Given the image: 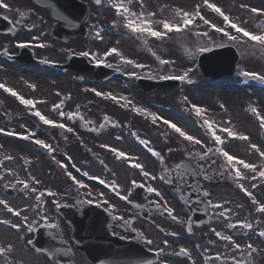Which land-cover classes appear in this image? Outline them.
<instances>
[{
	"label": "bare ground",
	"instance_id": "bare-ground-1",
	"mask_svg": "<svg viewBox=\"0 0 264 264\" xmlns=\"http://www.w3.org/2000/svg\"><path fill=\"white\" fill-rule=\"evenodd\" d=\"M152 0H142L143 7L147 6ZM154 1V0H153ZM254 0H232L230 4L232 6H242L244 3L253 2ZM210 3V2H209ZM8 9H4L0 7V14H6L11 16L12 13H15L18 10V6L15 4H9ZM138 6L141 7V0L137 3ZM199 5V12H204V10L209 9L204 1H200L194 5L197 8ZM160 16L164 17L160 20H168L172 23H182V18L179 16V19L175 17L177 15V11H175L172 7L166 6V8L160 7ZM152 13V12H151ZM174 18V21H170ZM152 27L155 30H162V25H157L154 23ZM30 23L26 22L24 25H19L15 28V31L11 34L0 33V83L5 84L8 87L14 88L16 92L20 95H23L25 98L28 96V93H34L35 97H29L28 99H33L37 101L35 109L39 110L42 115L47 117L48 119L54 120L57 123H64L74 129L73 132H67L61 134L63 135V139L60 138L63 145H59V138L53 133V126L45 125L42 121L39 120L32 112L29 111L27 106L22 105L19 100L15 103L18 108V117H21L24 114L28 119H31L35 125L33 126L31 123L16 121L15 124L9 122L6 118L1 116L3 112L8 115L15 114L12 111V106H10L6 100L9 98L7 92L3 89H0V108L3 106L6 107V112L0 111V128L5 129V131L14 130L17 133H27V131H31L35 133V136L32 139L25 140L21 139L17 136H8L3 133H0V161H3L0 164V172H3L4 175L0 178V200L7 201L9 207L16 209L20 212L19 216L13 215V213L9 212L5 205L0 204V221H8L9 223H0V247L8 249V246L11 245L10 251H5L4 253H0V264H61V261L52 262L47 258L43 253L38 252L31 249L30 246L25 243L26 239H28L32 235V231H28L29 225L34 229V227L39 223H44L47 225V233L49 235L52 234V227L49 225H57L55 228V233L60 236L63 240L70 241L69 234L73 232V227L66 226L65 223L58 217L55 208L57 205L66 203V198H63L57 195V189L52 185L51 181L43 175L42 171L47 167L45 158L47 160L51 159L54 152H61L62 149H58L57 147H62L73 144L86 145L88 146V151L92 155V159L96 161H100L103 167H107L108 173L103 172L99 174L97 172V168L95 167L93 160H90L91 166L85 167L82 166L80 169V176L76 177L78 180H82L86 185L85 188H81L83 191V197L86 200H91L92 203L95 204H103L109 208H112V212L115 214L117 220H129L133 218L132 216H128L125 213L126 203L128 202L122 200L119 196H117L108 185L115 183L118 186L121 195H124V184L126 183L124 172L126 171L129 175L130 181L142 179L147 186H152L158 189L160 196H157L155 193H151V196L157 200L161 205L167 201V206L174 209L173 215L176 217L179 215V212L182 210V205L179 204L177 193L173 192V188L169 185H164L162 180L160 179V172L157 175L155 170L157 169L156 164L149 158L145 157L144 154L137 151L135 148L130 149L129 147H120L114 144L112 141L102 139V137L94 138L87 134H85L78 126V119L76 118V122L74 124L70 123V119L65 116L61 118L59 116V110H53V105L60 103L63 101L62 109L65 113L79 112L83 118L88 120H95V115L97 113H108L109 109L102 108L101 103L111 100L113 103L117 104L119 107L127 110L130 114L134 115L137 119L138 123H144L146 120L151 119L150 117H146L145 115H141L140 113L133 110V107L146 108L143 103L134 96L128 95L126 89L121 88L122 85L116 86L117 83L115 81H108L109 86H103V89L99 92L102 93H112L116 97H127L128 101H131V105L125 106L126 101L121 100L119 103L116 101L105 98L103 96H98L100 99L99 104L95 105L93 103V94L95 92L87 84V78L84 79L83 83L78 84L77 86L69 87L65 91L62 89V85H64L65 77L60 74L56 76H52L50 71L45 68L38 67H22L16 73V78L18 83L24 88L21 91L18 84L12 83L6 76L7 71L12 68L8 65L5 60V55L3 54L2 49H7L10 52L16 51L19 47L17 44L20 42H26L28 40H24L26 37L25 29H30ZM100 31V36L102 39L98 38L103 45L104 49L117 48L119 54H130L129 50L126 48V45L122 44V47H116L115 40L112 42L113 38L111 37V33L108 29ZM143 37L146 39L157 43L158 38L152 37L146 33H141ZM164 40H168L164 39ZM155 60L160 63L164 61L158 55H154ZM132 61L135 62L134 59ZM129 64V63H128ZM146 64V63H144ZM130 66L132 64H129ZM21 67V66H20ZM146 67V66H145ZM25 73H28L25 75ZM32 76H31V75ZM9 80V82H8ZM55 81V82H54ZM190 85H198L197 89H210L212 87L209 82H205L204 79L201 81L199 78H191ZM255 84H258L260 88L253 89L252 92L256 95H260L261 98L259 103L254 106L251 101L247 104V107L251 110L255 108L258 110L261 116H264V82L257 80ZM60 83V84H59ZM59 84V85H58ZM116 84V85H114ZM31 85H35V89L31 87ZM246 89L245 87H243ZM204 97V96H203ZM10 98H14L12 95ZM191 98L198 104L199 107L206 108L201 98L195 96L194 94ZM196 98V99H195ZM198 99V102H197ZM79 106V108H77ZM183 107V106H182ZM101 108V109H100ZM183 111L173 110V109H165L169 115L165 116L160 111H155L148 109L150 112L155 113L157 115H162L166 120L173 122L180 129H182L188 135L195 137L196 139L202 141V144L205 143V138L200 133L193 122L189 118L190 112L189 108L183 107ZM5 110V109H4ZM215 110L209 111L205 109L206 117L211 120L214 125H218V115L215 114ZM252 119L257 122L259 127H262L257 116L251 111ZM6 114V115H7ZM112 116L111 114H109ZM192 115V113H191ZM234 120L239 126L238 131H233L237 134V137H230L228 133L222 132L219 129L225 128L220 127L218 125L217 135L221 136L224 141L223 144L228 146L229 154L236 156L239 160L245 161V163L254 164L256 166V172H252L249 169H245L243 165L238 164L237 167L240 169L242 176L244 179H241L239 183L244 185V188H249L250 192L253 194L255 201L259 203H254L253 199L249 197L240 187H238L237 181L233 178L231 174L227 171L223 172V174H228L230 176V180L228 183L227 191L224 193L226 197V202L228 205L234 206L232 210H230L229 215L226 217L219 216V212L223 211V208H212L210 207V213H212L213 222H211L207 227L203 228L204 236H200L199 240L196 241L192 237L184 236L183 239L180 240L179 232L175 229L169 228L166 224L160 220H152L145 221L143 219H139L136 223H133V227L140 230V233L147 236V231L141 232L143 228H148V233H150L147 238H152V244L150 246L159 249L161 246L158 242H163L165 240L172 241L173 244L168 245L170 248H162V259L158 262V264H180L174 262L173 258L177 260L175 252L177 248H190V253H192V257L190 258L189 264H221L219 260L215 259L217 253L220 254L221 258H229L236 257L241 258L245 264H264V243L263 239L257 235L255 232L256 224L258 220H254V215L259 204H264V179L259 178L258 172L264 170V157H261L259 151H264V146L259 145V151H256L251 148V145H257V138L255 131L250 127L247 123L249 120L246 116L238 115L235 112L234 115L229 117ZM19 120V119H18ZM153 123V122H152ZM164 124V123H163ZM39 126V127H38ZM167 126V125H166ZM241 127H243V130ZM228 128V127H227ZM66 130V129H65ZM43 132H46L48 136H45ZM252 135V137H251ZM264 137V132H262ZM239 136H247V140H241ZM6 138V139H5ZM12 141L11 144L5 142V140ZM34 139L44 140L47 144H50L54 152L49 153L46 149L40 147L33 143ZM14 142L17 144H14ZM244 142V144H243ZM129 144V142H127ZM102 145H108L109 148H104ZM17 149L15 150V147ZM35 150H39L40 154L34 152ZM110 148H116L120 151L125 152L128 156L134 158L135 163H139L144 166V171L149 172L151 175L156 176V180H151L147 177H144L139 169L132 168L129 166L128 162L124 159H118L116 155L111 152ZM169 152H173L174 150L169 149ZM110 156H106L109 154ZM170 155L174 153H169ZM61 156L65 158L68 156L67 151L65 150ZM7 157H11V159H7ZM174 157V156H172ZM126 164V165H125ZM168 165V163H166ZM123 165V166H122ZM122 166V167H121ZM129 166L130 170H127L125 167ZM116 167V168H115ZM11 171H7V170ZM126 169V170H125ZM69 171L71 172V166L69 167ZM87 172L88 176H83L82 173ZM253 176H256V179H252ZM32 177H35V180H32ZM90 177H98L99 179H90ZM17 180H27L29 182V189L24 190L22 184H17L16 188L5 187V185H11L16 183ZM100 180H104L105 183L101 184ZM39 181V183H36ZM159 183H157V182ZM75 184V183H74ZM255 184L256 187H252ZM76 185V184H75ZM199 186L206 190L210 199L212 200V205L215 204H223L224 200L222 193L217 189H209L203 182H199ZM76 187H78L76 185ZM31 188H36V192H32ZM58 188V187H57ZM79 188V187H78ZM51 190V192L55 193L54 196L47 195L45 190ZM60 189V188H59ZM212 192H211V191ZM248 190V191H249ZM40 192H45V195L41 197L40 201L36 200V196ZM62 194L63 191H61ZM102 194V195H101ZM125 202V203H124ZM129 204V202H128ZM243 205V206H242ZM242 206V207H240ZM158 212H160L163 216L170 218V216L163 211L162 208H158ZM25 217L27 220L25 221ZM47 217V220H45ZM172 221H175L171 219ZM239 221H246L253 224V229H243ZM233 223L236 224L235 228H229L228 224ZM18 224L20 225L19 229L13 228L12 225ZM154 228H157L158 233L154 234ZM215 231L225 233V232H234L236 231L238 236L230 235L235 241L236 244H240L242 249H245V254L242 256L239 250H236L230 241H224L221 238L215 235ZM153 234V236H152ZM225 235V234H224ZM21 236V237H20ZM198 236V235H197ZM195 238V237H194ZM25 243V244H24ZM251 243L252 246L257 249L256 252H253L250 256L247 255L246 245ZM218 244L223 247V253L218 252ZM199 246L201 248L204 246V249L211 250L212 259H208L211 256H207L206 261H201L198 259L199 254L202 252L198 251ZM195 249H194V248ZM203 256V254H202ZM68 264H91L87 255L84 251L79 249H74V253L72 256L67 257Z\"/></svg>",
	"mask_w": 264,
	"mask_h": 264
},
{
	"label": "rangeland",
	"instance_id": "rangeland-1",
	"mask_svg": "<svg viewBox=\"0 0 264 264\" xmlns=\"http://www.w3.org/2000/svg\"><path fill=\"white\" fill-rule=\"evenodd\" d=\"M83 1L87 2L91 8V17L90 20L86 23L89 30L88 34L86 36L77 35L76 37L74 36V38H68V41L63 40L64 42H59V40H57L51 32L55 20L51 16L50 10L48 8L38 7L33 0H7L8 3L10 2L11 4L15 5L28 4L36 8V10L38 11V16L42 17L43 15V26L41 28H38L34 34L38 35L40 37V40H42L43 42L48 43L49 48H46L45 50L34 48V55L44 58L47 57L55 61L62 62L68 60V56L72 53L79 54L82 52H93L94 54L104 55L106 50L102 48V43L96 39L95 31L96 29L99 30L102 28H107L111 31L110 33L113 35V37H119L121 43L126 45V48L129 50V53L132 54V57L137 62L149 64L147 69H144L140 72L134 67L129 68L125 64H123L122 56H124V54H121L118 57H116L115 55L111 58H105V56H103L105 64H111L113 65V67H118L122 70L121 75L124 83H118L117 85L122 84L128 91V93L133 94V96L144 101V104L148 105L150 108H153L157 111H162L163 114L166 116L169 115L167 112H165V109L167 108L183 112V107L177 101L179 91L167 92L163 90H155L146 93L140 88L137 82V78L129 75V73L136 72L138 76H146L152 79L161 80L163 79L161 77L179 76L183 75V73L187 71L188 76L185 80L182 81L183 84L181 88L183 89L184 93L187 94V96L191 97L194 94L195 96L201 98L204 103H206L205 105L209 108L210 111L214 112L215 110V114L218 115L217 121L220 127H228L231 128L233 131H238L239 125L229 117L234 115L235 112H237L238 115L246 116L249 120L247 123L256 133L255 137L258 140L257 146L259 147L260 144L264 146V137L262 135L263 131L261 130V127L258 126L257 122L252 119L251 110L247 107V104L250 101L251 103H253V100H260L261 96H254L253 93L248 92L247 89H244L242 87L244 86V82L247 81V77H243V75H241V73L247 72V70H250L254 73H258L259 75H264V45H259L258 42L250 41L247 38L242 37V34H237L235 29H232L227 24H224L223 18L221 16L218 15L215 16L217 17L215 18L212 14L203 17L209 20L210 23H215L218 27H224L226 31L230 32L232 35H237V42L230 43L227 37H225L222 33L216 32L213 28H211L210 24L206 25L202 20L197 18V20H194V26L190 27L182 33L170 34L168 41L162 43H146L145 40L142 38L139 39L133 37L127 32L125 33L123 29L124 27L122 25V19L118 18V16H115L114 13L110 11V7H108V9L106 8L105 1L109 5V0L103 1L100 5L95 4L92 0ZM200 1L203 0H152L150 1V3H148L146 7H139L136 5L135 7H133V11L136 12L137 15H139V13L143 11L145 14V18H150L155 23V21H162L160 19L164 18L160 16L159 9L161 6L159 2L168 3V6H171L175 11L179 12L181 15L175 16L177 17V19H179V16L182 17L183 12L194 13L196 11L194 5ZM213 1L217 2L216 4H218L222 8V11L226 15H228L234 23H237L239 24V26L246 28V30L254 34H258L259 31L262 32L260 29L261 27L264 29V14H257L251 12L252 8L264 10V0H254L253 2L244 3L240 7L232 6L230 4L232 0ZM124 2L125 4H128V0H124ZM134 3L135 0H132L130 5ZM151 12L155 13V15L149 17L148 14ZM12 16L16 18V22L10 19V23L13 29L16 24L22 22V16H20V13L12 14ZM27 21L33 23L34 17H29ZM170 21H174V18ZM211 29L213 30V32L211 31ZM205 32H207V36L198 35V33ZM115 38L112 39V42H114ZM25 39L28 38L26 37ZM120 45L121 44H119V46ZM226 45H234L237 48V51L239 52L240 58L236 66V74L233 76L222 77L219 79H213L212 77L204 76L203 72L198 66V59L200 53L202 52L199 51V49L206 47L208 50H211L213 48L222 47ZM154 55H159V57L161 58L169 59L170 64L161 65L155 60ZM89 57L91 58V56ZM12 61L14 62L9 63L7 61L8 65L12 68L7 71L8 75L6 77L12 83L18 84L19 87L24 90L21 84L17 81L16 73L17 71L22 69V67H25V65L22 64L19 60ZM27 74L28 73H25V75ZM64 74H67L65 77L64 85H62V89L64 91L71 86H77L78 79L75 76V71L69 70ZM84 76H89L93 78V76H91L90 74H84ZM191 78H199L200 81L204 79L205 82H211L210 85L212 87H210V89L207 88V91L203 89L198 90V85H190L189 81ZM93 81L96 82V80L94 79ZM27 97H35V94L28 93ZM6 102L13 107L12 111H14L15 114L8 115L6 113V115L3 112H6V107L3 106V108H0V111L3 112V114L1 113V116L3 118H6L9 122L13 124H15L16 121H20L21 123L23 121L30 123L28 118L24 114H22L21 117H18V114L16 113L18 112V108L15 106L14 102L11 99H6ZM95 104H97V102H95ZM102 108L109 109L108 113H97L95 115L96 118L93 122L89 121L88 119H80L78 121L77 127H79L81 131L91 137H102V139L112 141L117 146L123 148L125 146L133 150L136 148L137 151H140V153L144 154L145 157L149 158L154 162V164H156L157 169L155 170V173L157 175L161 169H167L172 180V184L169 185L172 186L174 188L173 190H176L179 195L180 192L184 193L187 191L188 193L192 194L193 192L200 191L198 190L199 179L203 181L209 187V189L214 188L219 190L224 197V193L227 191V189H229L228 182L230 180V177L227 174H223V170L221 167L223 162L218 156L211 155L210 159H201L200 156L195 155L194 152L191 150L192 146L190 145L193 144H190L186 140H181L175 133L168 132L165 127H162L159 124H150L146 121L144 123H138L136 118H134L131 114L123 111L116 105H102ZM109 114H111L112 116H110ZM215 114L213 113L214 116ZM191 120L194 124H196L193 118H191ZM73 123H75L74 120ZM195 126L199 131L203 132L198 125ZM241 128L243 129V127ZM133 133H135V135H133ZM55 134L59 138V145H63L60 140L59 133L56 132ZM137 137H139V139H137ZM141 140L145 143H141ZM127 142H129V144ZM6 143L11 144L12 141L7 140ZM14 144L16 143L14 142ZM67 146L68 155L72 159H76V161L78 160V162L82 166L88 167L91 166V162H94V168L99 167L97 169V172L99 174H102L103 172L108 173L109 169L107 167H103L100 161H96L91 158V153L87 152L88 146L73 143ZM194 146L196 148V152L200 153L204 152L206 148H213V145H211L209 141L207 142L206 146ZM17 147L18 146L15 147V150L17 149ZM58 149H61V147L58 146ZM150 149L160 153V155L163 157L162 163L160 157L155 156L153 154V151H150ZM169 149H172L174 151L169 152ZM33 150H35L34 147ZM34 152H37V150H35ZM169 153L174 154L170 155ZM190 153L193 154L190 155ZM106 156H108V154H106ZM45 159L47 167L45 168V170L42 171V173L51 181L52 185L58 190L57 195L66 198V204L76 206V208H80L79 205H77V202H80V197L78 196L75 189L71 188L68 182H65V179L63 178L62 174L59 172V170H57L54 164L50 163V161L47 160V157ZM90 160L93 161L90 162ZM68 162L70 163V161ZM183 162H186V166L183 164ZM166 163H168V165H166ZM178 164H183L184 167L177 169L176 165ZM201 166H203L202 169ZM125 168L127 170H130L129 166H126ZM129 175L126 171L124 172V178L126 180V183L124 184V192L126 193L132 192V186L129 187ZM181 177H183V179ZM137 183L144 184L142 179L138 180ZM183 184H187L188 188L185 189V187H183ZM61 191H63L64 194H62ZM135 200V197H132V202H135ZM149 200L153 199L149 198ZM132 202L130 205L125 204L126 207L124 211L128 216H131V210L135 209ZM202 202H206V200L203 199ZM61 206L62 205H60L59 207L57 206L55 208L58 213ZM231 207L234 208V206ZM196 210L197 212L207 211V209L205 207H202L201 205H193L191 207H187L186 212L184 213L185 219L172 223L171 220L165 219L160 213H158V209L156 207L154 209L149 210L144 209V212L149 214L148 218L141 216L139 217V215H137L129 220L119 221L114 219L115 225L112 229L115 232L121 235H125L127 236V238H130V236H135V233L131 228L132 223H136L139 219L146 220L147 222L152 220H160L164 223V225L166 224L169 228L177 229L178 231H180L181 235H187V233H189L188 225L192 220L190 216L195 217L194 213ZM65 220L66 219H64L65 225L69 226V224ZM254 220L260 221V224L256 226L257 229L264 230V213H259L256 211L254 215ZM126 221H131V223H126ZM209 221H212L211 215L209 216ZM42 226L45 225L41 223L37 224V226L33 230L32 236H30L25 241V243H27L31 249L33 248L34 250H37L32 243L29 244L28 242H33L35 240L37 236V229ZM204 227H194L196 230V235H198L192 236L194 240L198 241L200 236H204ZM144 229L147 230V236H149L150 233H148V228L146 227ZM128 231H130V236L127 233ZM157 233V228H154V234ZM224 234L236 235L237 233H235L234 231L232 233L225 232ZM52 237L60 239V237L56 233H53ZM71 238L73 241L72 235ZM63 242L64 241L61 240L59 244L63 245ZM217 250L218 252L223 253V247L220 244H218ZM180 251L181 248H178L176 251V255L178 258L177 260L175 259L174 262L180 264H189L190 259L187 258V255L180 256ZM201 252L203 256L202 254H199L198 257V259L201 261L206 260L204 258H207V256L212 257L213 255L211 254V250L204 249V246L202 247ZM61 254L62 253H59L56 256V259L61 261V264H66L67 259ZM44 255L48 258V254L44 253ZM237 260L242 259L237 258ZM219 261L221 264L222 261L224 262V264H236V262L232 260L231 257H229L228 259L222 258V260Z\"/></svg>",
	"mask_w": 264,
	"mask_h": 264
},
{
	"label": "snow or ice",
	"instance_id": "snow-or-ice-1",
	"mask_svg": "<svg viewBox=\"0 0 264 264\" xmlns=\"http://www.w3.org/2000/svg\"><path fill=\"white\" fill-rule=\"evenodd\" d=\"M96 4H101L102 0H95ZM132 0H128V4H131ZM109 3L111 4V6L115 9L116 13L118 16L122 17L124 20V26L130 30L132 33L134 34H141V33H146L152 37L158 38V39H163L165 36L168 35V33L171 32H176V33H182L185 29H188L189 26L193 25L194 20L199 17L200 20H202L204 22V24L208 25L210 24L211 28H213L216 32L222 33L225 37H227L228 41L230 43H235L238 41V36L237 35H232L230 32L226 31V29L224 27H218L215 23H210L209 20L205 19L199 12V5H197L196 11L194 13H189V12H183L182 13V23H172L169 22L168 20H163V21H155V23L162 25V30H155L152 25L154 23V21L150 18H145V14L143 11H141L139 13V15H137L136 12L132 11L130 9V7H128L124 0H109ZM204 4L210 8L212 11H214L215 13H217L219 16H221L223 18V23L227 24L228 26H230L232 29L236 30L237 34H242V37L247 38L250 41H254V42H258L259 45H264V34H253L252 32L246 30V28L239 26V24L234 23L232 21V19H230V17L228 15H226L221 8L217 7L216 4H210L209 0H204ZM0 7H3L4 9H8L9 5L6 3H2V0H0ZM141 7H143V3L141 0ZM252 13H257V14H264V10L262 9H257V8H252L251 9ZM155 13H149L148 16H154ZM177 15H181L179 12L177 13ZM7 18V17H5ZM97 38L102 39V37L100 36V31H97L96 33ZM198 35H202V36H207V32L205 33H198ZM32 46L30 44V42H20L17 44V47L19 48H25V47H30ZM41 47H43L44 45L41 44ZM208 49L206 47L199 49V51H207ZM119 54L118 49L113 47L111 49H109L104 56H110L112 54ZM4 54L5 55H9L8 50L5 49L4 50ZM80 55L83 56H91L92 60H94L97 64V66H100L102 64H104V60L99 58L96 54L94 53H89V52H82L80 53ZM47 63V61H45ZM127 63L132 64L135 68H144V65L141 64H136L134 61H127ZM161 63H169V61H161ZM107 67H113V65L111 64H107ZM117 70L119 71V68H117ZM129 75L133 76V77H137V73L136 72H132L129 73ZM241 75L250 78V79H258L262 82H264V75H259L258 73H254V72H243L241 73ZM188 76V72H184L183 75H179V76H164L161 77L163 79H177V80H185L186 77ZM191 81H189L190 83ZM31 87L33 89H35V85H31ZM0 89H3L5 92L11 94L13 97H16L19 102L24 105L27 106L29 108V111L32 112L33 109H35L36 103L37 101L33 100V99H26L23 95H20L18 92H16L13 88L6 86L3 83H0ZM93 92H95V94L97 96H103L105 98H109L112 99L114 101H116L117 103H119L121 100L126 101V105H131V101H128L127 97H116L114 96L112 93H102V92H98L96 89H92ZM185 101H187V97L184 98ZM63 106V101H60V103L53 105V110H59V116L61 118L67 116L70 120H74L77 117H79L80 119H83V116L80 115L79 112H72V113H65L62 109ZM223 107V106H221ZM77 108H79V106H77ZM133 110L140 113L141 115H145L146 117H150L153 123H156L158 120H162L163 123L165 125L170 126L176 133H178L182 138H184L186 141L190 142V144H195V145H199L202 144V141L196 139L195 137L188 135L187 133H185L182 129H180L179 127H177L176 124L171 123L168 120H164L163 117H158L157 114L150 112L148 109L146 108H140V107H133ZM191 110L194 111L195 116L202 120V124L201 127L205 128V130L210 134L211 138L216 142L217 147L215 149L213 148H206V150L202 153L197 152L194 153L195 155H198L201 157V159H210L211 155H216L218 157H223L224 158V163L221 165L222 170L223 171H227L229 174H231L233 176V178L237 181L238 187H240L249 197H251L254 201V203H259L257 201H255V198L253 197V194L248 191L247 188H244V185L239 183V181L241 179H244V177L242 176V173L240 171V169L237 167L238 164L243 165V167L245 169H249L252 172H256V166L254 164H250V163H245V161L243 160H239L236 156H233L231 154H229V152L225 151L222 147H219V145H222L224 143V141L222 140L221 136L217 135V129H218V125H214V123L207 119L204 116L205 113V109L202 107L197 106L196 104H192L191 105ZM251 111L257 116V118L259 119V122L261 124L262 127H264V116H261L258 112L257 109L252 108ZM32 114H34L36 117L39 118L40 121L43 122V124L45 125H49V126H53V127H59V128H64L66 129L67 132H73L74 129L71 127H68V125L64 124V123H57L54 120L48 119L47 117H45L44 115L41 114V112L39 110H35L34 112H32ZM222 132L228 133V135L230 137H237V134L235 132L232 131L231 128H222L219 129ZM0 133H3L5 135L8 136H17L21 139H25V140H29L32 139L35 136L34 132H31L30 130L27 131V133H17L14 130H10V131H5V129L0 128ZM133 135H135V133H133ZM241 140H247L248 137L247 136H239L238 137ZM137 139H139V137H137ZM141 143H145L144 141H140ZM33 143H35L36 145H39L40 147L46 149L49 153H52L55 151V149L52 148V146L50 144H47L44 140L41 139H34ZM102 147L104 148H109L108 145H102ZM251 148L259 151L257 145L253 144L251 145ZM111 152H113L116 157L118 159H124L128 162L129 166L132 168H136L139 169L141 174L144 177H147L151 180H156L157 177L151 175L149 172L144 171V166L139 164V163H135L134 162V158L128 156L125 152L120 151L116 148H110L109 149ZM150 151H153V154L157 157H160L161 163L163 162V157L160 155V153L155 152L154 150L150 149ZM193 153H190V155H192ZM259 154L261 157H264V151H259ZM54 158V157H53ZM7 159H11V157H7ZM68 159H71V157H68ZM3 161H0V164H2ZM61 167H63L66 170V174L69 178H71V180L79 187V188H85L86 185L83 183L82 180H78L76 178V176H74L72 174V172L67 171V165L65 164H61ZM73 167H75L73 165ZM181 167H184L183 164H178L176 165V168L179 169ZM203 168V166H201V169ZM7 171H11L10 169ZM77 171H79V169H77ZM167 171V170H166ZM206 174V173H205ZM4 175L3 172H0V178H2ZM83 176H88L87 172L82 173ZM258 176L261 179H264V170H261L258 172ZM183 179V177H181ZM90 179H99L98 177H90ZM161 180L164 179L163 176L160 177ZM252 179H256V176H253ZM32 180H35V177H32ZM169 184L172 183V180L169 179L167 181ZM36 183H39V181H36ZM101 184H104L105 181L104 180H100ZM17 184H22L23 185V189L24 190H28L29 189V182L27 180H17L16 183L11 184V185H5V187H11V188H16ZM132 184L134 186H138L137 182L135 180L132 181ZM108 187L111 188V190L117 195L119 196L122 200L127 201L129 199V197L127 195H121L119 188L117 185H115V183L113 182V184L108 185ZM252 187H256L255 184L252 185ZM32 192H36L37 189L36 188H31ZM147 191L149 193H155L157 196H160L161 194L159 193L158 189L152 186H147ZM45 192H47V195L49 196H54L55 193L51 192V190H45ZM45 192H40L37 196H36V200L40 201L41 197H43L45 195ZM102 195V194H101ZM205 196L208 195V193H204ZM87 203H92L91 200H87L84 201ZM209 206L212 208H223V211L219 212V216L221 217H226L229 215L230 209L225 208L223 206V204H215L212 205L211 202H208ZM0 204L5 205V207L8 209L9 212L13 213V215L15 216H19L20 212L17 211L16 209H13L11 207L8 206L7 201L5 200H0ZM156 205L158 208H162L164 212H166L169 216H171V218L173 220H176L177 217L175 215H173L174 209L171 207L167 206V201L164 202L163 205H161L158 201L156 202ZM59 206V205H57ZM257 212L259 213H264V204H259V206L256 209ZM27 220V217H25V221ZM45 220H47V217H45ZM0 223H9L8 221H0ZM126 223H131V221H126ZM240 224V226L243 229H248L251 230L253 229V224L250 222H246V221H239L238 222ZM50 227H57V225H49ZM13 228L19 229L20 225L18 224H14L12 225ZM229 228H235L236 224L233 223H229L228 224ZM192 228H191V223H189V227H188V231L191 232ZM28 231H33V228L31 227V225H29L28 227ZM213 232H215V235L219 238H221L224 241H230L232 242L234 248L236 250H239L241 252V255L243 256L245 254V249L241 248L240 244H236L235 241H233V238L230 235H224L221 232L215 231V229L212 230ZM258 235L260 237H264V230H260ZM29 244L32 243V241L28 242ZM147 243L149 245H151L153 242L151 240H148ZM164 244H168V241L165 240ZM11 250V245L8 246V249L2 248L0 247V253H4L5 251H10ZM246 250H247V255H251L253 252H256L257 249H255L251 243L246 245ZM161 251H163L161 249ZM181 254L183 255H189L188 250L187 249H181ZM208 259H212V257H209ZM216 260H222L221 256L219 253L216 254L215 256ZM232 260H234L236 262V264H244V261L242 260H237L236 257H231ZM222 264H224V262L222 261Z\"/></svg>",
	"mask_w": 264,
	"mask_h": 264
},
{
	"label": "water",
	"instance_id": "water-1",
	"mask_svg": "<svg viewBox=\"0 0 264 264\" xmlns=\"http://www.w3.org/2000/svg\"><path fill=\"white\" fill-rule=\"evenodd\" d=\"M68 10L72 13H74V11L76 10V8L73 7V5H69L68 6ZM61 31H64V29H60L58 33H60ZM90 210L86 211V219H82L80 220L79 217H76L74 215V217L70 216L71 214H69L68 217H71L72 223L75 225V227L78 228V233H77V238H79L81 235V231H83L86 226H87V221L86 220H90V221H94V223L98 224L101 229L103 231H105V218H101L99 216L98 213H100L99 211H93L92 214H90L89 212ZM65 213H67L68 211H64ZM71 212V211H70ZM89 212V213H88ZM72 213V212H71ZM88 214V215H87ZM80 240L81 237L79 238ZM109 242L112 244L111 246L108 247V249H100V247H98V245L93 244L91 249L88 250L91 258L93 259H97L99 260L100 258H113V257H119V252L122 251V253L127 254V252L130 251V248L127 247V243L126 242H122L113 238H109Z\"/></svg>",
	"mask_w": 264,
	"mask_h": 264
}]
</instances>
